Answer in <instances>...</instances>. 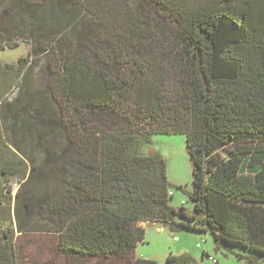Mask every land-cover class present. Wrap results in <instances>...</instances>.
Here are the masks:
<instances>
[{
	"label": "trees",
	"instance_id": "16d2710c",
	"mask_svg": "<svg viewBox=\"0 0 264 264\" xmlns=\"http://www.w3.org/2000/svg\"><path fill=\"white\" fill-rule=\"evenodd\" d=\"M88 1L104 18L108 0ZM67 2L50 3L63 9ZM144 2L162 11L161 21H153L140 2L133 8L125 4L116 50L108 44L107 26L101 37L94 23L85 21L69 39L62 34L65 14L50 10L43 17L37 13L40 3L6 0L20 8L15 19L11 16L12 26L1 25L0 31L14 30L22 37L7 41L0 32V52L18 48L25 37L43 44L36 51L60 61L51 73L48 100L78 102L76 111L88 115L80 116L82 133L72 137L65 130L64 138L61 130L64 143L57 157L52 140L60 136L58 108L52 101L48 111H21L27 121L20 114L11 116L22 132L27 123L39 124L28 129L43 145L47 165L58 173L51 197L37 207L46 205L53 227L39 233L55 236L58 252L71 264L88 259L157 264L134 257L145 239L138 224L147 221L171 233H209L215 250L239 246L264 255V0H208L197 7L187 0ZM102 49H108L106 55ZM109 59L130 61L132 74L115 75L105 64ZM27 64V58H19L17 66L0 64V102ZM170 79L177 85L174 94L166 91ZM31 101L35 105V98ZM40 128L52 132V138L46 141ZM156 134L185 135L192 211L170 205L164 159L156 151L143 153ZM29 175L28 163L4 141L0 119V199L11 193L12 178L27 183ZM245 259L250 263L257 257ZM25 260L12 236L0 239V264ZM166 262L198 264L184 254H170Z\"/></svg>",
	"mask_w": 264,
	"mask_h": 264
},
{
	"label": "rangeland",
	"instance_id": "374dc122",
	"mask_svg": "<svg viewBox=\"0 0 264 264\" xmlns=\"http://www.w3.org/2000/svg\"><path fill=\"white\" fill-rule=\"evenodd\" d=\"M30 2L40 3L41 9L37 13L40 16L49 14L66 15L64 24V32L62 33L67 38L72 39L73 30L79 24L90 21L96 30L101 34L104 26L108 30L106 37L108 44H111L113 49H119V44L115 42V34L121 30L120 26L125 18V9L127 4L130 8L135 7L140 2L147 15L156 21L161 18L162 11L156 7H151L150 3L144 0H108L106 7L107 12L103 14L101 19L100 14L93 6H90L88 0H68L63 9L54 8L50 3L51 0H29ZM99 1V0H97ZM190 5L197 7L207 3L208 0H187ZM95 3V0L94 2ZM57 6L56 4H54ZM18 5L9 6L6 0H0V17L3 19L0 26L7 27V23L12 26L13 21H10L19 12ZM79 15L80 20H73ZM99 15V16H97ZM13 16V17H11ZM44 17V16H43ZM73 21L75 22L72 25ZM164 23V20L162 19ZM78 31V30H76ZM2 37L7 41H14L15 37L20 36L14 30L5 32L0 31ZM97 34V39H99ZM94 37V38H95ZM102 37V34H101ZM16 41V40H15ZM19 47L16 49H5L0 52V64L2 66L9 64L17 66L19 58H27L28 64L13 88L10 89L6 98L1 102L0 119L2 127V135L4 141L13 149L23 160L29 165V178L19 182L17 178H12L10 181L12 191L10 194H5L6 198L0 199V239L4 240L12 236L13 242L21 248L22 254L26 257L25 264H71L65 259L57 249L55 236L48 232L39 233L42 231H50L53 227L49 222L51 219L50 212L47 211L44 204L42 209L37 210L39 201H47L51 197L53 187L58 183V173L51 170V167L46 163V152L43 145L39 143L28 128L38 127V123H27V128L20 130V124L13 126L11 122L12 114H20L21 121H27L26 114L21 112L25 109L31 112H36L41 108L46 111L49 109L48 103H54L58 108V116L55 121L59 124L56 132L62 134L65 138V130L67 134L74 137L77 133H82L80 116L87 117L84 110L77 112L78 102L72 105H66L60 98L50 99L49 90L51 84V73L60 68V61L52 58L49 59V54L42 51H36L39 48L38 44L32 43L25 37L22 42H18ZM105 48V46L103 45ZM40 49V48H39ZM106 50L102 49V55H106ZM111 51V50H109ZM30 54V55H29ZM52 56V55H51ZM55 56V55H54ZM105 57V56H104ZM149 57L151 53L149 52ZM128 63L114 64L111 60H105V64L115 75H125L131 73ZM48 65L50 66L48 68ZM166 91L174 94L177 91L176 82L172 79L166 82ZM35 98V105H32L31 99ZM49 99V100H48ZM42 105V106H41ZM48 113V112H47ZM9 119V120H8ZM112 127L115 126L116 119L109 117ZM142 126H138L140 129ZM70 128L73 129L70 130ZM40 132L47 140L52 138L53 133L46 129H41ZM57 134V135H58ZM62 134L59 138L52 140L54 148L58 151L55 157L60 152V145L64 143ZM185 135H166L156 134L152 136V142L149 146L143 148V153L147 154L150 151L158 152L165 161L167 180L170 183V205L174 208H179L181 205L187 207L190 211L193 210L191 201L187 194L192 191V164L186 151ZM60 142V144H58ZM47 176V177H43ZM25 183V184H24ZM181 187L182 190L177 188ZM145 230L144 242L139 243L134 251L135 258H144L154 260L157 264H169L166 258L171 254L174 256L187 255L194 259L198 264H264V255L258 256L239 246H228L215 250L212 236L209 233H198L190 230H179L171 233L161 225L150 221L140 222L138 224ZM197 245H200L198 248ZM207 256L213 258L216 262L212 263L207 259ZM255 256V262H246L245 257ZM244 257V258H240ZM78 264H99L94 259H88ZM119 264V263H116Z\"/></svg>",
	"mask_w": 264,
	"mask_h": 264
},
{
	"label": "built area",
	"instance_id": "2783aa9c",
	"mask_svg": "<svg viewBox=\"0 0 264 264\" xmlns=\"http://www.w3.org/2000/svg\"><path fill=\"white\" fill-rule=\"evenodd\" d=\"M197 247L199 248L200 245H197ZM207 259H208L210 262H212V263H215V262H216L213 258H211V257H209V256H207Z\"/></svg>",
	"mask_w": 264,
	"mask_h": 264
}]
</instances>
